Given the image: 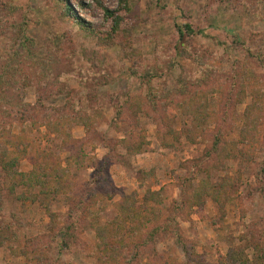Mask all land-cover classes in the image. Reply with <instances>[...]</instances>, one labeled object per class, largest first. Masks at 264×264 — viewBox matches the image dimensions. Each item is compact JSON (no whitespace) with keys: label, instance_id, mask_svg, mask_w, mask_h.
Wrapping results in <instances>:
<instances>
[{"label":"rangeland","instance_id":"rangeland-1","mask_svg":"<svg viewBox=\"0 0 264 264\" xmlns=\"http://www.w3.org/2000/svg\"><path fill=\"white\" fill-rule=\"evenodd\" d=\"M64 2L73 15L92 24L95 35L76 25L73 15L65 13ZM248 7L253 14H248ZM103 8L121 16L123 27L131 32L132 46L127 50L99 43L111 24L105 21ZM184 25L192 34L182 29ZM250 53L264 61V0H127V10L120 0H0V92L7 82L16 81L19 87L7 86V95L32 107L42 101L43 109L65 113L70 112L69 102H76L86 115L100 117L90 135L81 126L72 127L77 146L71 152L63 149L61 135L39 122L11 124V132L19 138L17 170L28 173L53 162L67 170L68 188L51 200L46 212L29 201L34 190L0 182V264H35L28 252L38 245L46 247L47 264H101L95 231L77 223L78 200H92L99 224L111 226L122 216L118 208L122 197L135 196L142 204L147 191L162 190L161 203L149 202L142 211L140 216L151 221L139 224L136 239L155 224L154 212L161 222L178 206V228L202 264H215L230 247H245L240 236L248 230L264 242V174L259 172L264 163V123L253 141L244 143L239 135L252 96L260 92L264 100V64ZM233 61L259 79L256 85L246 82L244 93L234 100L225 81ZM144 68L156 75L150 85L169 104L164 115L168 121L162 126L154 122L155 114L143 101ZM200 68L210 74L207 84L192 88L206 94L198 121L196 112L186 111L185 96L174 90L181 75L202 77ZM126 102L132 104L131 110ZM135 103L142 106L140 112ZM5 144L0 141V150L14 152ZM103 160L109 161L110 182L95 184ZM89 188L94 198L85 193ZM198 190L205 193L195 194ZM216 191L222 216L211 195ZM50 214L56 224H78L77 241L69 248L49 242ZM132 224L134 219L126 220V226ZM154 250L155 255L150 252L142 263L133 264L186 260L171 237L156 240ZM246 253L253 254L249 249Z\"/></svg>","mask_w":264,"mask_h":264},{"label":"trees","instance_id":"trees-1","mask_svg":"<svg viewBox=\"0 0 264 264\" xmlns=\"http://www.w3.org/2000/svg\"><path fill=\"white\" fill-rule=\"evenodd\" d=\"M254 3H257L260 0H251ZM123 6L127 10V0H120V6ZM64 10L67 15H73L72 9L67 2H64ZM104 19L105 21H110V29L104 35L100 37L99 43L104 45H114L118 44L120 47H123L124 50L130 48L131 45V32L123 27L124 21L121 16L116 15L113 11L103 8ZM249 15L253 14L252 8H247ZM73 19L77 26H79L84 31L95 35L94 27L92 24L84 21L83 19L73 15ZM188 34H192V29L189 25H184L183 28ZM181 28H178V32L181 37L185 36ZM27 39L25 38L24 41ZM234 44H238V40H235ZM182 50H179L181 53ZM251 57H255L257 61L261 64H264L261 55L254 56L249 54ZM16 56V55H15ZM199 67L204 66V64H199ZM16 68V67H15ZM15 68H13L15 70ZM201 69V68H200ZM137 70H132V73L136 75ZM200 73H203V76L200 78L188 79L183 75L180 76V79L177 82V87L174 90L177 94L185 96L184 106L187 112H196V120L199 121V116L201 112L203 113L204 107L206 105V94L199 92L193 87L199 86L202 83L207 84V78L209 77V69H201ZM143 85L147 87L145 98H143L144 104L150 105L152 113L155 115L151 118L158 126H162L165 121H168L167 117L164 115L168 113L167 107L169 104H166V98L159 95L153 90V87L150 85V81L156 77L151 71L143 69V72L140 74ZM225 81H228L230 84L229 96L234 98L240 97L244 93V84L247 82L249 84H258L259 79L256 77V74L248 68H245L240 65L238 61H233L232 69L226 78ZM1 82V81H0ZM2 83V82H1ZM6 86L0 92V141H4L6 144L14 149V152H9L8 150H0V182L4 181L10 182L12 188L16 189L19 186L27 188L28 190H34L30 192L29 201L32 203H37L44 211L49 212V203L51 200L63 194L68 188L65 174L67 170L56 166L53 162L46 161L43 166L36 168L28 173L19 172L17 166L19 163V138L11 132V124L15 122H39L43 127L47 128L50 133L55 135H61V143L63 149L68 152H71L74 147L77 146V141L71 136V129L73 126H81L86 135H90L95 123L100 121V117L93 115H86L84 109L81 106L78 107V103L69 102L70 107L67 109L70 112H62L59 108H49L43 109L42 101H38L36 107H32L31 104L24 102L23 100H16L14 97L7 95V86L8 88L12 87L14 90L19 87L20 83L14 81L12 84L8 82ZM192 89V90H191ZM213 91V90H212ZM229 103L230 98L228 99ZM76 103V104H73ZM173 103V102H169ZM234 103V102H231ZM132 104L126 102V106L131 110ZM135 109L137 111L142 110L140 103H135ZM178 106V103L176 104ZM78 107V108H77ZM33 108V109H32ZM122 108V105L118 108ZM41 110H45L41 112ZM40 112V114L38 113ZM263 113H264V100L261 98L260 92L256 96H252L250 104L245 108L244 111V125L241 128L239 135L242 138L244 143L253 141L259 131V127L263 125ZM168 133H171V129H168ZM219 142V141H218ZM124 144L123 141L119 142ZM214 145L217 146V138H215ZM23 154V152H22ZM21 154V155H22ZM70 158H66V161L69 162ZM79 162V161H78ZM108 168L109 161L103 160L99 162V167L96 170V176L101 177L102 181L99 183L95 179V184H102L110 182L108 177ZM260 174H264V163L260 169ZM257 177L258 174H257ZM1 187V186H0ZM162 190L160 191H147L142 204H138L136 197H122L118 208L119 212L122 214L121 217L117 216L112 223L109 225L99 224L97 218V209L94 208L92 200L84 201L83 198L78 200V215L81 218L80 221H77L79 225L83 228L92 227L95 231L96 245L95 249L98 254V262L101 264H133L135 261L142 263L144 259L150 256V252L155 255L154 244L156 240H161L166 237H171L175 244L179 246L184 254L185 262H175L173 264H202L198 260V256L195 253L194 247L192 244L187 242L184 239L180 229L178 228L176 221V214L178 213V206H175L172 209V212L165 220L161 221L156 216V213H153V221L155 222L151 228L147 229L144 234L139 239H136L134 236L137 233L139 224L144 222L151 221L150 218L146 215L140 216L142 211H145L148 207V203H158L160 204L159 196L161 195ZM224 195H225V191ZM235 192V190H233ZM88 193L90 198H94V193L89 188L85 192ZM198 193L203 195L202 190H198L195 194ZM214 195V201L218 204V210L220 215L224 214L223 205L220 202L218 195L219 191L211 193ZM23 197V194H21ZM112 193H108V197H112ZM170 211V210H169ZM75 213H70L69 216L73 217ZM68 216V218H69ZM51 217V231L49 236V242L57 241L60 243V247L67 249L77 241L78 236L75 235L76 222L71 224L64 222L62 224H56L54 215L50 214ZM127 219H134V224L132 227L126 226ZM15 238V231H12ZM262 237L255 235L253 232L248 230L240 236V240L246 243L245 247H230L224 256L218 257V260L215 264H264V242L261 240ZM35 250H30L35 264H47V254L46 247L44 246H35ZM249 249L252 251V256L250 257L246 250ZM24 255L27 256L25 252ZM46 254V255H45Z\"/></svg>","mask_w":264,"mask_h":264}]
</instances>
